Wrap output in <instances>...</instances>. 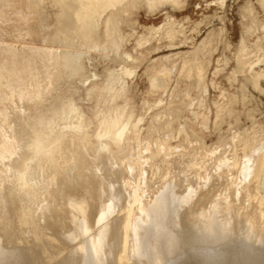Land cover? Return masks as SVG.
<instances>
[{
	"label": "rangeland",
	"instance_id": "rangeland-1",
	"mask_svg": "<svg viewBox=\"0 0 264 264\" xmlns=\"http://www.w3.org/2000/svg\"><path fill=\"white\" fill-rule=\"evenodd\" d=\"M89 2L0 0V72L3 68H9L11 74L22 69L52 70L47 90L38 92L40 99L30 96L22 100L13 91L14 98L12 94L0 98V115L17 106L32 115L50 113L68 126L81 128L84 138L96 131L93 136L105 142L111 157L126 166H130V159L131 166L140 163L142 169H150L152 179H160H155L158 185L168 176L164 178V168L168 165L167 170H173L175 156L181 155L176 160L186 157L181 160L182 166L195 161L199 167L197 161L213 150L208 152L210 156L217 152L218 156L214 159L206 154L208 160L203 163L211 165L199 161L201 167L216 170L217 161L226 158L237 167L235 173L240 185L248 190L247 197L251 200L253 194L256 201H264V0H116L97 13ZM77 16L81 20L77 21ZM9 59L16 60L13 67ZM43 62L49 63L48 68ZM31 77L27 84H34ZM125 123L129 128L125 139L114 140L112 134ZM159 128L169 132L168 136L157 131ZM152 129L162 135L152 131V137L148 136ZM162 136L168 145L161 151ZM144 145L149 146L146 149ZM190 145L200 148L195 146L194 154H190ZM174 148L177 155L173 154L176 151L172 153ZM165 149L170 158L175 157L169 162ZM226 161L216 170L218 173L210 167L201 171L209 170L206 176L216 177L232 165ZM193 166L189 167L191 173H200V178L202 172L193 171ZM153 186L147 189L151 191Z\"/></svg>",
	"mask_w": 264,
	"mask_h": 264
},
{
	"label": "bare ground",
	"instance_id": "bare-ground-1",
	"mask_svg": "<svg viewBox=\"0 0 264 264\" xmlns=\"http://www.w3.org/2000/svg\"><path fill=\"white\" fill-rule=\"evenodd\" d=\"M88 1L96 13L116 2ZM48 62L43 64L46 63L47 67ZM15 63V59H9L10 67ZM43 64L41 66H45ZM48 70L22 69L11 74L9 68H3L0 72V98H8L13 91H17L15 94H19L16 95L19 99L27 100L30 96L40 99L38 92L47 90L52 76V70ZM28 77L34 84H27ZM13 95L11 98H14ZM0 121L3 122L0 127V264H264V201H256L258 198L254 199L253 194L251 200L247 197L248 190L240 185V178L235 173L237 167L232 162V167L227 166L220 175L215 174L218 175L216 177L205 174L209 170L218 173L216 170L226 161L228 152L225 149L226 153L222 152L224 161L219 153L223 163L220 165L221 161H217L219 157L215 160L219 163H214L216 170L204 166L210 169L201 171L204 170L201 164L213 150L205 149L204 152L207 150L209 153L203 156V160L197 161L202 169L195 161L193 163L197 168L190 164L195 169L193 171L200 169L202 172L199 178V171L197 175L189 169L192 168L188 166L192 161L186 162L187 166L183 162L185 165L182 166L181 160L186 157L176 160L181 155H177L175 147L172 153L176 151L173 154L177 156L172 157L177 166L172 163L173 170L170 168L169 174L168 163L162 158L167 165L164 166L167 173H161L164 178L165 174L168 176L162 185L161 181L158 185L155 179H160L150 177V169L147 171L145 168L147 165H143L145 169L138 162L131 166L133 160L127 157L131 163L126 166L121 160L111 157L105 142L93 136L96 131H92L95 133L89 138H84L81 128L68 126L64 123L66 121L58 120L50 113L32 115L17 106L10 108L7 114L2 113ZM127 128V123L116 128L112 134L114 140L121 141ZM152 131L147 135L152 137ZM165 131L161 133L168 136L169 132ZM151 137L147 138L149 142H152ZM166 139L159 145L160 150L163 145H168L165 144ZM149 145L144 146L153 149L152 143ZM199 146H196L197 150ZM183 147L187 153L193 148L190 154H194L195 148L191 145L188 150ZM197 150L195 153L200 152ZM217 151L221 152V149ZM163 153L161 155H166L168 151ZM216 155L210 157L215 159ZM169 156H165L170 159L168 162L172 160ZM227 157L228 160L230 156ZM205 162L203 165H211ZM153 183L157 185L153 186ZM259 184L261 186L262 182ZM151 186L149 191L147 188Z\"/></svg>",
	"mask_w": 264,
	"mask_h": 264
}]
</instances>
